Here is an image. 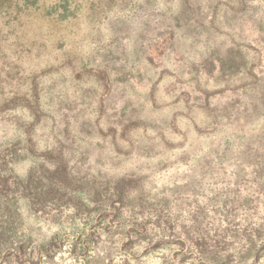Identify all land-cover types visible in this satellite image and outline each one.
Listing matches in <instances>:
<instances>
[{"label": "rangeland", "instance_id": "rangeland-1", "mask_svg": "<svg viewBox=\"0 0 264 264\" xmlns=\"http://www.w3.org/2000/svg\"><path fill=\"white\" fill-rule=\"evenodd\" d=\"M263 245L264 0H0V264Z\"/></svg>", "mask_w": 264, "mask_h": 264}, {"label": "trees", "instance_id": "trees-1", "mask_svg": "<svg viewBox=\"0 0 264 264\" xmlns=\"http://www.w3.org/2000/svg\"><path fill=\"white\" fill-rule=\"evenodd\" d=\"M180 243H182V241H180ZM52 246H55V241H50V242H48V243L46 244V247L43 249L44 251H42V252L47 253V251H51V247H52ZM56 246H57V245H56ZM263 246H264V245H263ZM42 256H43V255H39V256H38V260H39V261H41Z\"/></svg>", "mask_w": 264, "mask_h": 264}]
</instances>
